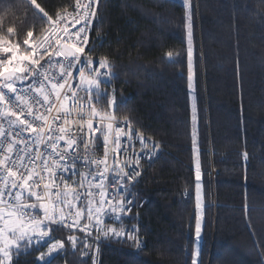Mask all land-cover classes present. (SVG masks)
I'll list each match as a JSON object with an SVG mask.
<instances>
[{
	"label": "trees",
	"instance_id": "trees-1",
	"mask_svg": "<svg viewBox=\"0 0 264 264\" xmlns=\"http://www.w3.org/2000/svg\"><path fill=\"white\" fill-rule=\"evenodd\" d=\"M37 2L54 15L75 0ZM189 4L191 87L181 1L99 4L89 55L112 66L116 75L101 82L100 91L114 95L117 104L108 108L105 99L98 107L158 143L162 153L129 194L134 203L124 223L138 230L143 249L111 238L102 243L97 264H192L194 258L198 264H264V0ZM33 11L28 0H0V35L20 46L27 31L41 35L47 24ZM64 237L52 231L51 240ZM45 248L32 246L12 264H43L37 249ZM50 264L92 262L66 243Z\"/></svg>",
	"mask_w": 264,
	"mask_h": 264
},
{
	"label": "snow or ice",
	"instance_id": "snow-or-ice-1",
	"mask_svg": "<svg viewBox=\"0 0 264 264\" xmlns=\"http://www.w3.org/2000/svg\"><path fill=\"white\" fill-rule=\"evenodd\" d=\"M101 2L102 0H75L74 11L64 16L59 11L50 15L37 0H28L34 10V17L47 24L43 34L37 36L34 41L24 39L23 44L27 47L23 51L19 44L12 43L4 35H0V53L11 54L6 58H0V185H2L0 187V264H12L13 256L19 257L29 247L41 244L46 237L50 238V232L56 230L51 228V225L66 228L79 226L81 232L92 235V232L87 231L88 224L80 225L83 215V210L79 207L81 194L75 193L73 200L69 201L67 193L60 191L61 185L56 183L57 180L62 181L64 188H68V181L72 180L73 176H77L79 179L73 181L74 187L84 188L85 182L88 181L98 189L96 193L90 190L84 193L87 197L94 195L101 197L95 209L91 207L92 199L86 201L89 220L92 219L94 211L96 213L103 211L105 205H111L113 213L127 214L131 211L130 206L134 202L124 196L122 189H126L136 177L141 175L136 170L139 164L136 161L135 167L128 164L124 167L120 166L117 157L120 155L121 134L129 135V133L124 127L117 125L114 129L113 141L116 157L113 159L112 167L109 168L107 145L114 128L111 121L115 120V117L103 107H98L105 99L108 108L117 104L114 95L105 96L100 91L99 79L102 75L111 79L116 74L111 70L112 66L107 58H102L95 68H92L93 61H88V66L92 69L89 75H85L83 65L76 69L79 73L80 85L86 87L69 85L67 79L72 77L75 64L80 63L79 57L84 53V46L88 43L87 29L97 16ZM184 3L190 7L189 0H184ZM68 16H71V19H68ZM188 21V78L191 87L193 51L190 15ZM7 32L12 34L14 29L9 27ZM33 36V31H27L28 38ZM73 37L76 40H73ZM172 55L171 52L168 53L169 57ZM45 57L48 59L42 64L41 61H44ZM99 69L106 71L101 73ZM80 90H83L88 98L87 109L82 104L84 98L77 95ZM69 101L72 103L69 104ZM54 108L57 109L58 114L50 122L48 113ZM74 115L76 119L73 120ZM93 118H98L95 125ZM105 121L109 122L105 125ZM70 123L79 124L81 127H66ZM85 123L86 130L82 127ZM98 133L103 136L105 149L104 158L99 161L94 159L95 152L87 154L91 144L90 137ZM192 141L195 146V131ZM141 143L145 142L142 140ZM81 146L86 150L84 156L79 152ZM78 160L83 161L84 167L91 165L89 171H77ZM127 167H131L132 170L126 171ZM64 173L68 175L65 176ZM105 173L114 174L109 181L111 186L120 185L115 192L107 193L103 189ZM200 180V163L197 159L198 210L201 208ZM41 181H46L44 190L38 192L35 186ZM114 197L116 199H113ZM65 207L68 208L67 215L64 213ZM37 209L42 210L43 214L40 215ZM69 216H74L72 223L68 222ZM100 223L102 221L97 218L96 224ZM132 231L134 233L136 230ZM110 232L117 238L122 235L115 229L104 230L103 234L108 237ZM201 234L202 217L198 214L195 223L197 242L202 238ZM128 239L135 240L136 237L129 234ZM68 240L75 247L77 238L69 235ZM82 247L89 248L90 245L83 244ZM64 248L63 241L51 242L47 245V251L37 249L39 253L37 261L50 264V260L46 257L51 258ZM196 256H199V251ZM192 264H198L196 258L193 259Z\"/></svg>",
	"mask_w": 264,
	"mask_h": 264
},
{
	"label": "built area",
	"instance_id": "built-area-1",
	"mask_svg": "<svg viewBox=\"0 0 264 264\" xmlns=\"http://www.w3.org/2000/svg\"><path fill=\"white\" fill-rule=\"evenodd\" d=\"M74 9H75V3L71 8L66 9V11L62 10L59 12H61V15L67 16V14L72 13L74 11ZM97 12H98V9H97ZM96 18H97V16L91 22V24L89 25V28L87 29L86 36H87L88 43L84 46V48H85L84 53L82 55H80V57H79L80 63L75 64L72 77L67 78L69 85H76V86H80L81 88L83 87L80 85V77H79V73H78V71H76V69H79L81 67V65H83L85 67V75H89L91 70H92L88 66L89 60L93 61L92 68L98 67L99 60L94 59L89 55ZM68 19H71V16H68ZM77 27H79V25ZM27 39L34 41L36 39V37H34V36L32 38L27 37ZM73 40H76V38L73 37ZM20 47H21V51H23L27 46L23 44ZM9 55H11V54L8 53V56ZM47 59H48V57H45V60L41 61V63L42 64L45 63V61ZM99 71L101 73H104L106 71V69H99ZM99 79L101 80V82H105L108 80V78L106 76H103V75ZM66 90H67V86H66L65 91ZM70 94L71 93H69V95ZM77 95L79 97L84 98L82 101V104L85 107V109H87L88 98L85 95L84 91L83 90L78 91ZM71 103L72 102L69 101V104H71ZM57 108H59V104H57ZM40 111L43 112L44 109H40ZM57 114H58L57 109L54 108L51 113H48L49 121L51 122L53 117L57 116ZM72 119L73 120L76 119L75 115L72 117ZM97 119L98 118H93L94 125H95ZM108 122L109 121H105L104 124L106 125ZM111 122L113 123L114 128H113L112 134L109 136L108 145H107V147H108L107 164H108L109 168L112 167L113 159H114V157H116V150H115V145H114L113 141L115 138L114 129H115V126H117V125L124 127L125 131L127 133H129V135H130V138H129V135L121 134L120 155L117 157L120 166L124 167L125 164H128V165H132L133 167H135L136 161H138V164H139V166L136 168V170L139 171L141 173V175L139 177H136L135 180L131 184H129L126 189H122L124 196L133 201V199L131 197H129L130 196L129 194L132 192L133 186L141 178L146 166H148L149 164L154 162L161 155L162 148L158 143H156L155 141H153L152 139L147 137L145 134H143L141 131L134 128L129 123L123 122V121H118V120H113ZM66 127L79 128V127H81V125L70 123L69 125H66ZM82 127L86 130L87 124L85 123ZM105 130H106V128H105ZM90 139H91V144L89 146V149L87 150V154L95 152V156H94L95 160L99 161L100 159H103L104 154H105V149H104V145H103V136L98 133L96 136L90 137ZM142 140L145 143L142 144L141 143ZM157 145H158V147H156ZM79 152H80L81 156H84L86 154V150L83 148V146L80 147ZM76 167H77V171H79V172H87V171H89V168L91 167V165L89 167H84L83 161L78 160ZM101 167H103V166L101 165ZM125 170L131 171L132 168L127 167V168H125ZM63 175L66 176V175H68V173H64ZM112 175H114V174L105 173L106 179H105V182L103 185V189L106 190L107 193L115 192L116 188L120 187L119 184H116L114 187L110 185L109 181L111 180ZM17 179H19V178L17 177ZM78 179H79V177L73 176L72 180L68 181V185H69L68 188L63 187L62 181L57 180L56 183L61 185V187H60L61 192L67 193L69 201L73 200V196L75 193L81 194L79 207L83 210V215H82V218L80 220V225L88 224L89 227H88L87 231L92 232V235L89 236V235H86L85 232H81L79 230V226H76L73 228H66V227H61L59 225H51V228L54 227L55 229H59L64 234V236H65L64 239H60V241H63L65 244L68 243L72 250H74L77 247L80 248L81 249V258L91 260L92 264H94V262H95V264H97V262L99 260L100 249H101L102 243L106 240L111 239V238L114 240L130 241L133 243L134 247L137 250H142L144 247V240L140 236L138 230L133 228V227H128L124 223L126 218H128L129 215L131 214L133 204L130 206L131 211L128 212L127 214H121L118 212L113 213L111 211L112 206L111 205H105L103 211H101L99 213H96L94 211L92 219L89 220L88 216H87L88 205H87L86 201L88 199H92L93 204L91 205V207L93 209H95L96 204L98 201L101 200V197L98 195H94L93 197L85 196L84 193L86 191L90 190L93 193H96L98 191V189H96V187L94 185H91L88 181L85 182L84 188L74 187L73 181L78 180ZM45 182L46 181L39 182L35 186V190L38 192H42L44 190V183ZM0 187H2V185H0ZM53 199H55V198H53ZM113 199H116V198L114 197ZM33 202H36V201L33 200ZM37 211L40 215L43 214L42 210L37 209ZM74 211H75V208L73 209V212ZM64 213H65V215L68 214V208L67 207H65ZM97 218H99L102 221V223H100L99 225L96 224ZM73 220H74V216L68 217L69 223H72ZM108 229H115L116 231L121 232L122 235L119 238H117V237L113 236L110 232L109 236L105 237L103 232H104V230H108ZM133 229L136 230L134 233L132 231ZM129 234H133L136 237V239L135 240L128 239ZM69 235H74L77 238V244L75 245V247H73L72 243L68 240ZM51 238H52V232H50V238L46 237L44 239V241L41 242V243L46 244V248L42 251H47V245L51 242L56 241V240H51ZM83 244H89L90 247L84 248V247H82ZM34 246H37V245L34 244ZM31 247H29V249ZM62 251H60V253ZM56 255H53V257H55ZM53 257H51V258L46 257V259L51 260Z\"/></svg>",
	"mask_w": 264,
	"mask_h": 264
},
{
	"label": "rangeland",
	"instance_id": "rangeland-1",
	"mask_svg": "<svg viewBox=\"0 0 264 264\" xmlns=\"http://www.w3.org/2000/svg\"><path fill=\"white\" fill-rule=\"evenodd\" d=\"M179 1H181L185 5L184 0H179ZM185 6H186V9H187V17H188L190 15L189 8H188L187 5H185ZM188 23H189V21H188ZM187 29H188V27H187ZM83 87H86V86H83Z\"/></svg>",
	"mask_w": 264,
	"mask_h": 264
}]
</instances>
